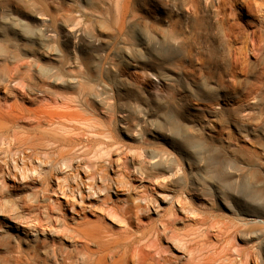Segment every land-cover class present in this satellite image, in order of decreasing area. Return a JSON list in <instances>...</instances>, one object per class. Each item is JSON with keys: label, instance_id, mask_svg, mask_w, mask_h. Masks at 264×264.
Here are the masks:
<instances>
[{"label": "rangeland", "instance_id": "rangeland-1", "mask_svg": "<svg viewBox=\"0 0 264 264\" xmlns=\"http://www.w3.org/2000/svg\"><path fill=\"white\" fill-rule=\"evenodd\" d=\"M210 2L0 0V264L153 254L156 233L174 264H264L237 232L264 210V64L248 51L230 70ZM236 10L252 48L264 15ZM33 129L48 136L32 164L8 172Z\"/></svg>", "mask_w": 264, "mask_h": 264}, {"label": "bare ground", "instance_id": "bare-ground-1", "mask_svg": "<svg viewBox=\"0 0 264 264\" xmlns=\"http://www.w3.org/2000/svg\"><path fill=\"white\" fill-rule=\"evenodd\" d=\"M120 1V0H117ZM214 1V2H213ZM211 5H215V11L220 15V21L217 27L220 29L222 33V38L220 40L219 49L222 50L224 54L227 55L229 59L230 70H240L243 69L248 63L246 62V53L248 51H257L259 55L260 64H264V31L259 29V33L257 35L258 43L254 42L252 44V48L248 49V45L250 44V36L255 35L256 31L246 32L241 28L239 22V15L242 13L236 10V5L241 4L247 11L248 16H256V15H264L262 11L264 10V0H211ZM253 26L256 23H250ZM206 28L211 31L215 27L211 22L207 23ZM212 34V33H211ZM241 45L234 46L233 43L240 39ZM235 54V56H233ZM264 69V66H261ZM257 81L263 83L261 81V77H257ZM2 81V80H1ZM10 82V81H9ZM249 82V81H247ZM21 88H24V83H18ZM33 98H28V100H32ZM4 114L10 118L15 119L18 118L14 114H12V108L9 106L7 107ZM30 116L33 117V121L36 123V126L41 125L44 121H50L47 118V112L43 109H33L30 113ZM21 117V116H19ZM211 120L215 121V116L211 117ZM237 132L241 135L244 134L242 128L237 127ZM48 133L44 131H38L33 129L32 132L28 131L23 136L24 139L28 140L29 142V153L23 152V155H18L14 157V162H10L4 160L5 164L7 165L8 172H13L14 170L18 169L23 172L26 166H29L32 160V154H36V149L38 145L41 144L39 139L47 138ZM10 144V143H9ZM6 152V151H5ZM39 159V157H38ZM37 159V160H38ZM19 160H21V164H19ZM40 160V159H39ZM38 160V161H39ZM42 160H40V165ZM44 163V162H43ZM48 163V162H47ZM32 164V163H31ZM37 170L33 168L31 171ZM29 169L26 173H28ZM30 172V171H29ZM37 173V172H36ZM15 174V173H14ZM30 174V173H29ZM33 174V173H32ZM19 175H22L20 173ZM18 175V176H19ZM24 175V174H23ZM17 176V177H18ZM20 178V176H19ZM21 179V178H20ZM19 181V180H18ZM261 190L258 192V199L263 200L264 202V182L260 183ZM256 212V211H254ZM256 219H253V224L256 225L255 229L245 228L243 230H237L240 232V235L245 238L255 239V240H263L264 241V210L260 212L254 213ZM260 216V218H259ZM135 219L138 220V215L135 214ZM248 223V222H246ZM39 224V223H38ZM33 233V232H32ZM157 233L155 234V238L153 239V247L155 249V253L146 252L143 250V247L139 246L137 249L128 251V244H114V245H102L98 243V249L92 250L88 245L85 246V255L83 260L86 264H106L105 257L106 255L112 253H116L118 248L123 249L122 254L119 255V259L112 258L110 260L111 264H174L170 261V258L163 255L161 252L163 249L157 244L156 237ZM87 241H93V237L91 235L83 234ZM144 236H141V239ZM133 246V245H132ZM66 258H70L68 255ZM247 259H244V263L246 264Z\"/></svg>", "mask_w": 264, "mask_h": 264}]
</instances>
